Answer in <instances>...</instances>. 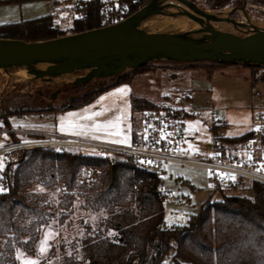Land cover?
<instances>
[{"label": "rangeland", "instance_id": "1", "mask_svg": "<svg viewBox=\"0 0 264 264\" xmlns=\"http://www.w3.org/2000/svg\"><path fill=\"white\" fill-rule=\"evenodd\" d=\"M189 1L201 11L220 14L238 22L233 24L226 21L219 22L220 20L208 21L210 25L212 22H219L215 24V27L217 29L224 28L222 31L245 36L254 29L264 30V0ZM176 3H178L176 0H155V4L160 6L161 12L143 19L138 24L139 28L146 33H188L191 37H203L204 34L201 35V33H207L205 30L202 31L206 24L203 22L201 25L182 12L189 11L205 20L203 15L201 16L185 5L183 6L186 9H182ZM48 12L47 0H24L22 2L12 0L8 3H0V25L38 18L47 15ZM69 20L66 17L57 18L55 24L66 26L69 24ZM178 22L184 26H177ZM195 23L200 26L196 30L197 32L187 31V29L195 28ZM143 65L145 67L158 65L162 69L170 71L173 69L174 72L188 66H200L203 67V70L178 73L176 78L166 83L161 74L139 73L138 76H134L131 68H126L117 75L92 78L85 83L73 85L75 78L83 76L86 70H74L72 73L54 77L35 78L28 73L25 76L18 75L17 71L20 69L18 67L0 68V113L6 117V121L11 127V130L7 129L0 121V146L25 139L28 130L53 132L57 135L119 146L128 145L132 129H135L136 134L138 132L136 126L143 111L132 112L131 100L132 98L140 99V97L148 99L161 108H172L177 106L173 102L174 97L189 96L188 100H185L181 105L184 108L190 107L195 112L194 115L182 119L185 137L189 138L186 141L189 153L205 151V146L212 137V131L209 128L212 120H223L225 133L230 137H238L254 130L257 126V118L264 108V82L262 80L264 65L206 60L184 62L162 58ZM257 72L261 73L259 78L255 77ZM131 74L134 77L129 81L108 87L88 103L67 110L43 114L44 110L58 108L61 104L66 105L69 101H74L94 87L112 85L120 81L124 75ZM259 81L260 86L257 84ZM254 83L256 84L254 85ZM122 88L124 89L122 93L116 92L117 89ZM57 89L59 93L51 98L50 95ZM163 94L165 97H162ZM70 97L73 99L71 100ZM101 97L103 100L100 99ZM30 109L42 111L43 115L27 113L19 117L12 114V112H26ZM131 115L133 116V126ZM189 122L199 123L190 124ZM125 138H127L126 143L117 142ZM190 146L195 150H189ZM28 149L21 148L20 152ZM9 153L11 152L0 153V158L4 160V167L6 163L17 159V153L11 156L8 155ZM81 153L102 155L100 151L94 149H82ZM164 170L165 173L161 176L162 186L170 197L167 202H163V218H165L166 224H185L189 214L197 210L202 203L220 200L223 195L249 194L246 190L214 194L210 185L206 183L207 171L196 166L167 163L164 165ZM2 171H0V186L3 187ZM84 171L85 169L81 172L86 174L88 170L85 171L86 173ZM82 176L77 179L74 189L70 191L64 188L58 177L49 182H46L45 179L33 182L29 186V190L35 195V204L38 210L31 217L34 219L42 217L46 220V224L39 227L33 254H28L21 246L17 245V241L14 239L15 237L21 240L28 239L24 233L28 220L15 225L16 227L13 229H8L6 236H0V254L6 253V242L9 241V244H12L14 248L13 255L16 264H21V259L17 258L18 250L23 253L24 258L31 257L38 260L39 264H62L63 260L71 254L73 245L74 247L79 245V240L85 232L84 226L89 224L94 228L99 215L98 212L82 207L83 194L86 193L78 187ZM69 194H72L73 199L70 200V204H67L66 196ZM49 230L52 232V238L48 241L47 251L40 254L37 251L38 245L44 233ZM18 231L23 233L19 234ZM78 251L79 249L76 252L77 255H79ZM164 264L172 263L167 260Z\"/></svg>", "mask_w": 264, "mask_h": 264}, {"label": "trees", "instance_id": "2", "mask_svg": "<svg viewBox=\"0 0 264 264\" xmlns=\"http://www.w3.org/2000/svg\"><path fill=\"white\" fill-rule=\"evenodd\" d=\"M8 1L12 0H0V3ZM147 1L129 2L124 12L108 19H104L99 1L89 2L84 6L82 16L69 20L66 26L56 25L52 17L44 15L0 25V38L41 41L103 27L136 12ZM144 67L140 65L131 72L134 74ZM132 74L124 75L112 85L94 87L66 105L43 112H58L88 103L108 87L129 81ZM262 80L264 82V75ZM131 102L132 112L158 106L143 98H132ZM27 113L41 114L42 111L12 112L19 117ZM131 119L133 124L132 115ZM135 137V129H132L133 140ZM10 152L9 156L14 153L18 156L6 163L1 173L3 188L7 191L0 193V236H6L8 229L28 220L24 231L28 239H14L30 255L38 239L39 227L45 225L46 220L31 217L38 209L29 186L42 179L49 182L58 177L70 191L85 169L102 177L101 182L90 183L82 200L83 208L99 215L94 228L89 224L84 226L79 245H73L71 254L62 264H163L167 259L172 264H264L262 183L245 184L242 190L248 191V195H223L220 200L202 203L189 214L185 224H166L157 178L134 169L126 155L110 153L104 158L100 154L57 152L45 147ZM66 198L70 204L73 196L69 194ZM13 249L12 244L6 242V253L0 254V264H16Z\"/></svg>", "mask_w": 264, "mask_h": 264}, {"label": "water", "instance_id": "3", "mask_svg": "<svg viewBox=\"0 0 264 264\" xmlns=\"http://www.w3.org/2000/svg\"><path fill=\"white\" fill-rule=\"evenodd\" d=\"M176 1L203 15L205 20L189 11L182 12L201 25L203 22L206 24L202 31L207 33L203 37H191L188 33H146L138 24L161 12L155 0H150L136 12L103 27L41 41L0 38V68H24L35 78L86 70L83 76L75 78L72 83L75 85L92 78L117 75L126 68H137L160 58L264 65V30L254 29L245 36L217 30L208 23L209 20L238 22L220 14L201 11L189 0ZM42 64V68L37 67ZM58 91L55 90L50 97L54 98Z\"/></svg>", "mask_w": 264, "mask_h": 264}, {"label": "built area", "instance_id": "4", "mask_svg": "<svg viewBox=\"0 0 264 264\" xmlns=\"http://www.w3.org/2000/svg\"><path fill=\"white\" fill-rule=\"evenodd\" d=\"M48 14L54 20L66 17L70 20L81 17L83 8L89 2H100V10L104 19L115 18L124 12L129 2L135 0H47ZM260 72L255 74L259 78ZM259 80V79H258ZM260 86V81L257 82ZM185 97L176 96L173 102L176 107L143 110L140 115V126L136 139L129 145L119 146L90 142L81 138H73L51 133L34 134L27 131L23 140L13 141L0 146V153L12 149H28L34 147L52 148L60 151H81L82 149L98 150L107 158L110 153L126 155L130 158L134 169L144 171L158 180V191L162 194V202L169 200L163 190L161 176L165 173L164 165L178 163L196 166L207 171L206 183L214 194L223 192H240L247 183L264 184V108L258 116L254 130L230 137L225 133L223 120L210 123L211 141L206 144L204 152H188L183 117L194 115L192 108L182 107ZM163 134V136H162ZM151 161V163H148ZM231 174L235 180L222 176ZM102 177L95 171H87L78 182L81 190H87L90 183L101 182Z\"/></svg>", "mask_w": 264, "mask_h": 264}, {"label": "crops", "instance_id": "5", "mask_svg": "<svg viewBox=\"0 0 264 264\" xmlns=\"http://www.w3.org/2000/svg\"><path fill=\"white\" fill-rule=\"evenodd\" d=\"M202 71L203 70V67H196V66H188L187 68H183V69H180V70H177L176 72H174V70L173 69H171V71L169 70V69H162L161 67H159L158 65L157 66H155V67H144V68H142V69H139V71H137V72H134V76L135 75H139V73L141 74H145V73H158V74H161V76H162V78L165 80V82L167 83V82H169L170 80H172V79H174V78H176L177 76H178V73L179 74H183L182 72H188V71ZM133 76V77H134ZM180 76V75H179ZM132 77V78H133ZM256 83H254V85H255ZM164 95V94H163ZM185 96V100H188V98H189V96L188 95H184ZM162 97H165V95L164 96H162ZM140 98H143V99H145L146 101H148L149 103H151V104H153V105H156L155 103H152L151 101H149L148 99H146V98H144V97H140ZM182 104H184V103H182ZM186 108H188V107H186ZM43 114H46V112H43ZM43 114H38V115H40V116H42ZM211 122H214V120H212ZM132 126H133V124H132ZM139 126H140V122L138 123V125L136 126V128H137V130L139 129ZM16 129V128H15ZM17 130H19V129H17ZM29 132H31V133H34V134H44V133H51V134H55V133H53V132H38V131H33V130H28ZM57 135V134H56ZM61 135V134H60ZM59 135V136H60ZM63 136H65V135H63ZM11 137V136H10ZM69 137V136H68ZM129 138H130V140H129V143H128V145L132 142V141H134L133 140V138H132V132H131V135L129 136ZM85 140V139H84ZM89 141V140H88ZM93 141V140H92ZM92 141H90V142H92ZM94 142H97V141H94ZM99 143H102V142H99ZM104 144H106V143H104ZM109 144H111V143H109ZM114 145H116V144H114ZM168 261H170L169 259H167ZM166 260V261H167ZM164 264V263H163Z\"/></svg>", "mask_w": 264, "mask_h": 264}, {"label": "snow or ice", "instance_id": "6", "mask_svg": "<svg viewBox=\"0 0 264 264\" xmlns=\"http://www.w3.org/2000/svg\"><path fill=\"white\" fill-rule=\"evenodd\" d=\"M126 88V86H124ZM124 91V89H117L116 92H120L122 93ZM101 100H103V97L100 98ZM69 115H72V114H69ZM190 124L192 123H196L198 124L199 122H189ZM63 130V129H62ZM163 136V134H162ZM118 143H126L127 142V138H125L124 140H120V141H117ZM191 151H194L195 149H192L191 146H190V149ZM148 163H151V161H149ZM4 168V160L2 158H0V171H2ZM220 175L222 176H228V178L230 179H233L235 180V176L234 175H231V174H226V173H220ZM42 190V189H40ZM7 189L3 188L2 186H0V193L2 192H6ZM52 238V232L49 230V231H46L38 245V249L37 251L40 253V254H43L47 251V247L49 246L48 245V241ZM17 258L18 259H21V264H39V261L36 260V259H33L31 257H28V258H24L23 257V253H20L19 250H18V253H17Z\"/></svg>", "mask_w": 264, "mask_h": 264}, {"label": "bare ground", "instance_id": "7", "mask_svg": "<svg viewBox=\"0 0 264 264\" xmlns=\"http://www.w3.org/2000/svg\"><path fill=\"white\" fill-rule=\"evenodd\" d=\"M176 5H177L178 7H180V8H182V9H186V7H184L183 4L180 3V2L176 3ZM179 18H182V17H179ZM189 21H190V20H189ZM191 22H192V21H191ZM219 22H224V21L220 20ZM219 22H212V23H211V26H212L213 28L217 29V28L215 27V24H216V23H219ZM193 23H194V22H193ZM176 24H177V26H179V27L184 26V24H180L179 22L176 23ZM195 24H196V27H195V28L187 29V31H191L192 33H194V31L198 30L200 26H199L197 23H195ZM219 29L223 30L224 28L219 27ZM219 29H217V30H219ZM187 31H174V32H187ZM203 34H205V33H201V35H203ZM43 66H44V65L42 64V65H39V66H37V67H38V68H42ZM26 73H27V72L25 71L24 68H20V69L17 71V74L20 75V76H25Z\"/></svg>", "mask_w": 264, "mask_h": 264}, {"label": "flooded vegetation", "instance_id": "8", "mask_svg": "<svg viewBox=\"0 0 264 264\" xmlns=\"http://www.w3.org/2000/svg\"><path fill=\"white\" fill-rule=\"evenodd\" d=\"M0 121L3 123V126H6L7 129L11 130L10 125L8 124V122L6 121V117H4L2 115V113H0Z\"/></svg>", "mask_w": 264, "mask_h": 264}]
</instances>
